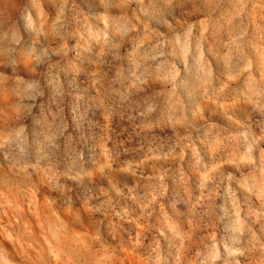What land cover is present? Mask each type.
Segmentation results:
<instances>
[{"label":"rangeland","instance_id":"1","mask_svg":"<svg viewBox=\"0 0 264 264\" xmlns=\"http://www.w3.org/2000/svg\"><path fill=\"white\" fill-rule=\"evenodd\" d=\"M0 264H264V0H0Z\"/></svg>","mask_w":264,"mask_h":264}]
</instances>
